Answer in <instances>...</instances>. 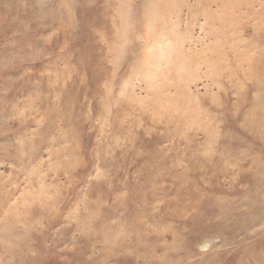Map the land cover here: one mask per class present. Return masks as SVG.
<instances>
[{"label": "rangeland", "instance_id": "rangeland-1", "mask_svg": "<svg viewBox=\"0 0 264 264\" xmlns=\"http://www.w3.org/2000/svg\"><path fill=\"white\" fill-rule=\"evenodd\" d=\"M0 54V264H264V0H0Z\"/></svg>", "mask_w": 264, "mask_h": 264}, {"label": "bare ground", "instance_id": "bare-ground-1", "mask_svg": "<svg viewBox=\"0 0 264 264\" xmlns=\"http://www.w3.org/2000/svg\"><path fill=\"white\" fill-rule=\"evenodd\" d=\"M33 17L36 18V20H35V23H36L37 20H38V18H37V17H38L37 13L33 14ZM11 26H12V25H11ZM22 27H23V26H22ZM10 28H11V27H10ZM0 55H1V54H0ZM6 55H7V53H5V56H6ZM20 61H21V60H20ZM1 100H4V96L1 97ZM33 159H34V158H33ZM40 165H41V164H40ZM33 167H34V166H33ZM33 167H32V168H33ZM39 167H40V166H39ZM35 171H36V170H35ZM36 172H37V171H36ZM36 175H37V174H36Z\"/></svg>", "mask_w": 264, "mask_h": 264}]
</instances>
